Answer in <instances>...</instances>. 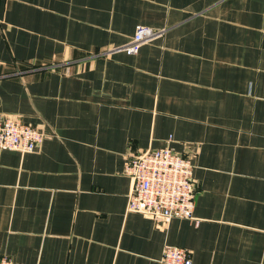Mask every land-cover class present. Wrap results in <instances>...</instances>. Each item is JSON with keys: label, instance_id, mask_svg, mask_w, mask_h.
<instances>
[{"label": "crops", "instance_id": "obj_1", "mask_svg": "<svg viewBox=\"0 0 264 264\" xmlns=\"http://www.w3.org/2000/svg\"><path fill=\"white\" fill-rule=\"evenodd\" d=\"M137 25L164 30L135 54ZM0 112L45 135L0 151L13 264H264V0H0ZM188 156L190 220L127 212V154Z\"/></svg>", "mask_w": 264, "mask_h": 264}, {"label": "built area", "instance_id": "obj_2", "mask_svg": "<svg viewBox=\"0 0 264 264\" xmlns=\"http://www.w3.org/2000/svg\"><path fill=\"white\" fill-rule=\"evenodd\" d=\"M164 30L137 25L130 42L123 46L128 54H135L140 46L157 37ZM45 135L39 127L24 122L20 117L0 112V151L34 152ZM193 165L188 156L177 154L164 146L139 154H127L123 173L131 181L127 212L137 213L155 221L190 220L194 216L195 184ZM161 261L164 264H192L190 251L176 246H165ZM0 264H13L7 256H0Z\"/></svg>", "mask_w": 264, "mask_h": 264}]
</instances>
